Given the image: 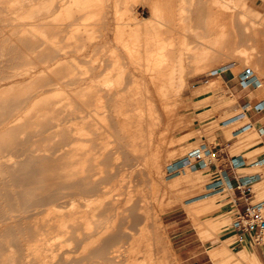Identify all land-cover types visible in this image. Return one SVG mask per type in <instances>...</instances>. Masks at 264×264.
Returning a JSON list of instances; mask_svg holds the SVG:
<instances>
[{
    "label": "bare ground",
    "instance_id": "6f19581e",
    "mask_svg": "<svg viewBox=\"0 0 264 264\" xmlns=\"http://www.w3.org/2000/svg\"><path fill=\"white\" fill-rule=\"evenodd\" d=\"M102 2L64 0L61 13L69 18L71 9L82 11L93 4L101 10ZM149 5L151 17L136 21L126 31L125 55L95 57L99 64L92 69L96 73L94 84L78 92V101L67 97L61 105L48 101L46 109H24L21 120L6 126L31 95L16 100L19 95L11 94L14 85L0 90V264H176L174 257L168 260L167 255H161L165 253L164 238L149 225L150 197L165 190L171 202L186 196L183 200H187L189 216L211 212L222 217L214 203L220 194L204 196L210 181L204 179L207 170L192 174L196 171L185 168L167 176L166 168L172 162L162 178L168 150L154 140L152 127L159 120L158 107L170 112L165 99L185 85L187 76L206 75L215 68L230 76L233 60H239L246 69L250 61L247 47L252 48V43L264 45V16L244 0H160ZM115 7L121 20L127 9ZM132 17L137 19L134 14ZM102 48L103 42L96 45L98 52ZM61 49L51 46L42 61L46 63L43 72H55L47 63H57ZM17 75L3 71L0 82H10ZM220 87L225 93L223 102L234 100L217 80L214 90ZM43 95L36 94L35 99ZM71 119L77 120L73 128L62 126ZM45 123L60 128L49 137L61 140L37 149L17 141L27 128L32 129L30 139L39 136ZM232 134L241 147L264 149L252 124ZM65 146L70 147L63 149ZM9 150L17 158L26 156L12 163L4 155ZM255 167L264 170V165ZM258 180L255 185L264 183V178ZM148 185L153 189L150 186L148 194L141 193ZM215 221L204 234L219 239L228 220L222 217ZM72 252L79 255L71 258ZM245 254L244 250L235 253L240 258Z\"/></svg>",
    "mask_w": 264,
    "mask_h": 264
},
{
    "label": "rangeland",
    "instance_id": "374dc122",
    "mask_svg": "<svg viewBox=\"0 0 264 264\" xmlns=\"http://www.w3.org/2000/svg\"><path fill=\"white\" fill-rule=\"evenodd\" d=\"M63 1L0 0V55H2L0 56V75L3 71L19 74L10 82H0V90L14 85L16 88L11 91V94L16 93L19 95L15 97L16 100L21 99L22 95H31V100L28 98L29 101L27 100L26 105L18 107V109L23 108V111L21 110L12 115L9 118L10 121L8 120V123H5L6 126H11L21 120L26 109H46L48 101L60 102L59 105L67 97L78 101L76 96L78 92L83 87L94 84L96 73L92 69L99 64L98 60L95 61V57L99 55L100 58L105 59L113 53L125 55L123 39L126 37V31L130 29L129 25L143 18L149 19L151 17L149 4L152 1L160 2V0H119V3L116 4V0H103L101 10L97 9L98 5L93 4L90 8L82 11L71 9L72 16H74L64 18L61 13L65 9L62 6ZM244 1L255 12L264 16V8L255 6L251 0ZM116 5H118V9H127L121 20H118L115 14ZM133 14L137 19H133ZM67 23H70L69 26H67ZM140 28L143 29V25ZM15 31L19 33L17 34ZM101 42H103L104 48L98 52L96 45L101 44ZM252 44V48L247 47L250 61L246 67L253 71L262 85L249 94L250 105H254L255 102L264 103V45ZM51 46L62 48L58 55L59 61L55 64L54 61L47 63L52 65L51 67L55 69V72H43L42 68L46 66V63H42V61L47 58ZM220 64V62L217 63V67ZM232 64L234 69L230 76L218 72L216 68L206 75L192 78L187 76L188 79L185 81V85L176 94H169L165 99L170 112L166 113L164 109L160 110L158 107L159 120L152 127V130L153 128L156 129V132L153 130V137L157 143L168 150V160L163 164L162 178L165 177L166 166L181 158L188 151L199 147L203 143L210 147L218 145L220 143L218 133L220 132L224 134L225 139H232V136H234L232 133L236 129L250 124L246 116L244 119H238V114H231L233 111L230 107L236 101L232 94L234 100L225 103L223 102L225 96V93L223 95V87H220V90H214L217 80H220L225 89H228L224 83L223 75L236 77L245 67L239 60H233ZM27 70L29 74L24 73ZM109 71L108 69L104 72ZM101 77H105V74ZM70 79L76 81L70 82ZM41 93L44 95L35 99L36 94ZM35 101L39 103L34 104ZM59 105L55 107L59 108ZM18 115L19 117H17ZM228 116L235 117L223 123L222 119ZM76 121L71 119L66 125L62 123V126L73 128ZM5 124L2 125V128L5 127ZM47 127L48 129H46ZM252 128L257 132L253 124ZM30 130L32 129L27 128L19 135V140L17 139L24 145L26 143V146H24L26 148H48L50 143L61 140L58 137L50 139V134L60 130V128H51L47 123L41 127L42 135L39 134V136L30 139ZM157 139H160L159 142ZM233 141H235L231 150L233 154L248 150L247 147H241L237 137ZM29 143L36 144L33 146ZM70 146H65L63 149ZM9 151L8 154L6 152L4 155L10 158L12 163L24 159L23 156H26L23 155L17 158L15 152ZM43 154L49 155L50 153L44 152ZM253 157L255 156L253 155ZM212 161L216 164L223 162L215 161L214 158H212ZM197 172L191 173L195 174ZM240 172L245 174L258 173L260 175L259 180L261 177L264 178V170L257 169L255 166ZM211 177L206 172L205 182H208ZM262 185L264 183L257 185L254 183L251 188L255 195V201L264 199V190H262L264 187ZM150 186L153 189V186ZM150 186H146L145 191L141 193L148 194ZM169 195L165 190L162 194L158 193L157 196L152 195L154 202L151 197L148 202L152 206H149L148 210L150 212L148 213L150 214L149 219L152 218L150 219L152 221L149 220V223L151 222L149 225L157 229L164 238H162V242L166 245L164 248L165 253L164 251L161 253L162 256L167 255L168 260L174 257L176 264H193L195 261L197 264H260L256 257H250L247 253L245 258L235 255V253L246 250L242 245H238L233 238L234 233L231 223L234 219L233 216L228 214L226 207L230 198L220 195L214 197V203L222 212V217L228 220L221 238L216 239L214 236L208 237L204 233L214 226L216 218L220 219L222 217L218 215L216 217L211 212L204 215L189 216L185 206L188 205L187 200H183L186 196L171 202ZM78 255L79 253L72 252L69 256L74 258Z\"/></svg>",
    "mask_w": 264,
    "mask_h": 264
},
{
    "label": "built area",
    "instance_id": "2783aa9c",
    "mask_svg": "<svg viewBox=\"0 0 264 264\" xmlns=\"http://www.w3.org/2000/svg\"><path fill=\"white\" fill-rule=\"evenodd\" d=\"M236 77L241 89L255 90L259 87L258 78L249 68L244 69ZM230 109L233 111L231 114H238V118H243L250 111L257 114L264 111V103L233 104ZM215 147V145L210 147L203 143L188 151L166 168L167 176L180 173L185 168L192 171L208 169L214 158ZM259 165H264V156L258 159L237 153L229 157L225 167L217 172L218 178L210 180L205 185L206 194L204 196L220 194L230 198L227 212L233 216L234 220L231 223L233 238L239 245L246 241L253 245H264V199L255 201L251 190L259 178L254 174L241 176L239 173L240 168Z\"/></svg>",
    "mask_w": 264,
    "mask_h": 264
},
{
    "label": "crops",
    "instance_id": "0c3cea01",
    "mask_svg": "<svg viewBox=\"0 0 264 264\" xmlns=\"http://www.w3.org/2000/svg\"><path fill=\"white\" fill-rule=\"evenodd\" d=\"M252 3L260 8H264V0H251ZM223 80L227 88L230 90L231 94L235 97V103L237 105H244V104H250L249 94L252 93L254 90L251 89H241L237 82V77H228L223 75ZM246 117L248 118L250 124H253L258 131L260 138L262 140V144H264V111L257 114L253 111H250L247 113ZM248 126V124H247ZM218 138L220 139V143L218 145H215L214 149V160L215 161H223L219 164H216L212 161L210 167L206 169L210 176V180L217 179V172L225 167L226 162L228 161L229 157L237 155V153H232L231 150L233 148V144L235 141H233L236 136H232V139H225V136L222 132L218 133ZM225 146V148H223ZM255 149H248L242 152H238L240 154H245L247 156L253 157V155L256 158H259L261 156H264V149L256 148ZM255 150V151H254ZM260 152H259V151ZM258 152V153H257ZM256 154V155H255ZM244 169H251L250 167H245ZM243 169V170H244ZM241 176H244L243 173H240ZM255 196V195H254ZM225 198H228L227 196ZM229 202V201H228ZM227 209L229 208L228 203L226 204ZM239 245V244H238ZM244 249L246 250V253L250 257H256V259L260 262V264H264V245H253L249 243V241H246L244 244H242ZM193 264H197L195 261Z\"/></svg>",
    "mask_w": 264,
    "mask_h": 264
}]
</instances>
